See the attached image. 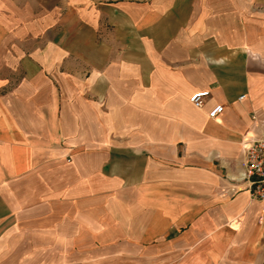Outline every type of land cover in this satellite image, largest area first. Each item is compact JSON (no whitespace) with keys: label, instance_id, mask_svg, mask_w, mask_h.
I'll return each mask as SVG.
<instances>
[{"label":"crops","instance_id":"obj_1","mask_svg":"<svg viewBox=\"0 0 264 264\" xmlns=\"http://www.w3.org/2000/svg\"><path fill=\"white\" fill-rule=\"evenodd\" d=\"M254 138L264 0H0V264H264Z\"/></svg>","mask_w":264,"mask_h":264},{"label":"built area","instance_id":"obj_2","mask_svg":"<svg viewBox=\"0 0 264 264\" xmlns=\"http://www.w3.org/2000/svg\"><path fill=\"white\" fill-rule=\"evenodd\" d=\"M209 96L208 90L193 92L189 102L195 108H201ZM223 106L214 105L208 112L209 119L217 118L223 112ZM244 167L240 173V180L247 184L250 196L261 205L264 216V138H254L243 146Z\"/></svg>","mask_w":264,"mask_h":264}]
</instances>
